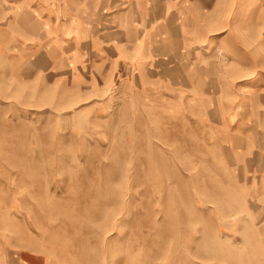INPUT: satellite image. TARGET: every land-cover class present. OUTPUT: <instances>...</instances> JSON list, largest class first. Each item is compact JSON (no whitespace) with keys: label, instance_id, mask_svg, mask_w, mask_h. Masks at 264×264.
<instances>
[{"label":"rangeland","instance_id":"1","mask_svg":"<svg viewBox=\"0 0 264 264\" xmlns=\"http://www.w3.org/2000/svg\"><path fill=\"white\" fill-rule=\"evenodd\" d=\"M192 11L123 44L0 0V264H264V0Z\"/></svg>","mask_w":264,"mask_h":264},{"label":"crops","instance_id":"2","mask_svg":"<svg viewBox=\"0 0 264 264\" xmlns=\"http://www.w3.org/2000/svg\"><path fill=\"white\" fill-rule=\"evenodd\" d=\"M88 1L74 0L76 24L73 37L92 38L95 35L98 39L112 43L122 40L123 44L137 36L138 27L148 20L151 13L156 19L155 32L160 33V37L165 40H174L178 36V24H184L188 8H194L195 11L196 7L203 4V0H122L116 9L109 10L103 8H108L111 0H90V4L98 10L92 9L91 17L83 20V13L90 14ZM165 7L171 9L164 12ZM83 33L86 34L83 36Z\"/></svg>","mask_w":264,"mask_h":264}]
</instances>
